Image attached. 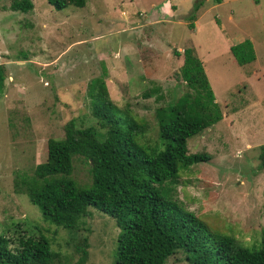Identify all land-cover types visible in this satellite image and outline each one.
<instances>
[{"label":"rangeland","instance_id":"rangeland-1","mask_svg":"<svg viewBox=\"0 0 264 264\" xmlns=\"http://www.w3.org/2000/svg\"><path fill=\"white\" fill-rule=\"evenodd\" d=\"M87 0L79 9L56 10L32 0L30 13L0 0V66L6 91L0 100V232L44 235L62 252L61 264H115L116 221L91 208L77 237L88 255L73 251L70 233L43 219L16 182L48 159L51 139L65 126L99 127L92 114L91 85L101 80L109 99L146 124V143H159L156 112L188 91L179 75L184 51L203 62L223 120L188 141L191 154L212 160L182 170L163 185L166 198L193 213L222 239L246 251L261 249L264 234V0ZM168 8V9H167ZM194 27H191V25ZM250 40L255 62L240 66L231 47ZM175 52H179L177 56ZM158 91V92H156ZM73 178L91 184L89 165L75 161ZM167 264H188L182 253Z\"/></svg>","mask_w":264,"mask_h":264},{"label":"trees","instance_id":"trees-1","mask_svg":"<svg viewBox=\"0 0 264 264\" xmlns=\"http://www.w3.org/2000/svg\"><path fill=\"white\" fill-rule=\"evenodd\" d=\"M49 3L58 11L87 6V0ZM204 4L205 0L194 6L190 22ZM34 8L32 0H13L11 5L21 13ZM231 53L240 66L257 59L250 40L231 47ZM184 58L179 75L189 91L157 110L159 143H146V124L120 110L109 99L105 84L95 80L90 97L99 127L69 122L63 139L49 141L47 161L32 176L16 182L17 191L28 196L46 222L70 233L75 253L88 255L89 240L77 235L93 208L114 219L120 229L115 264H167L179 253L188 264H264V234L261 249L246 251L236 239L218 237L200 218L163 194V185L175 181L182 170L212 160L207 153L191 154L188 141L224 119L203 62L193 49H186ZM5 69L0 66V100L6 91ZM260 149L264 169V146ZM80 158L91 175V184L85 187L73 178ZM10 234L0 232V264H61L62 252L46 236L23 231L21 225ZM85 258L78 264H84Z\"/></svg>","mask_w":264,"mask_h":264},{"label":"crops","instance_id":"crops-1","mask_svg":"<svg viewBox=\"0 0 264 264\" xmlns=\"http://www.w3.org/2000/svg\"><path fill=\"white\" fill-rule=\"evenodd\" d=\"M168 9V8H167ZM257 57V56H256Z\"/></svg>","mask_w":264,"mask_h":264}]
</instances>
